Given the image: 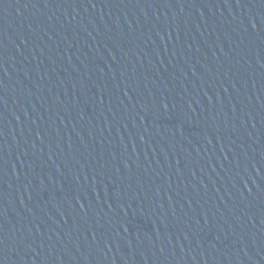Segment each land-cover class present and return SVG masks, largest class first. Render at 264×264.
<instances>
[{"label": "water", "instance_id": "water-1", "mask_svg": "<svg viewBox=\"0 0 264 264\" xmlns=\"http://www.w3.org/2000/svg\"><path fill=\"white\" fill-rule=\"evenodd\" d=\"M0 264H264V0H0Z\"/></svg>", "mask_w": 264, "mask_h": 264}]
</instances>
